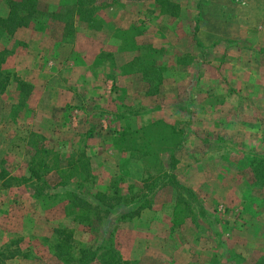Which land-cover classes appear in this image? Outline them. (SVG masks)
<instances>
[{
    "label": "rangeland",
    "instance_id": "374dc122",
    "mask_svg": "<svg viewBox=\"0 0 264 264\" xmlns=\"http://www.w3.org/2000/svg\"><path fill=\"white\" fill-rule=\"evenodd\" d=\"M59 1L51 8L37 0L36 13L25 20L24 26L32 25L25 27L27 42L0 22V264H62L53 248L55 239L66 234L72 249L105 244L126 264H252L264 252V182L255 173L264 163V131L254 134L259 136L253 152L232 140L202 134L195 155L183 144L188 131L184 112L173 134L149 121L142 132L153 138L141 150L147 155L127 157L108 140L90 152L88 130L75 138L77 132L60 124L59 116L58 135L46 134L50 125L43 122V114L49 93L31 104L33 83L60 87L65 85L64 73L46 80L43 72L31 73V65L33 57L50 55L45 36L69 41L82 32L119 41L105 43L102 50H112L117 63L129 55L134 67L139 58L156 59L148 71L161 79L162 70L170 69L175 58L181 66L188 61L182 52L188 42H180L179 48V39H190V45L199 39L203 51L210 41L207 30L236 39L245 48L264 43V0H62L66 7L57 8ZM155 39L163 45L158 51L151 47ZM55 46L51 55L59 50L66 54L70 47ZM257 52L264 57L263 46ZM119 103L113 106L114 122L143 109ZM81 151L89 162L86 179L80 169ZM28 166L38 169L39 179L29 176ZM111 186L116 193L109 191ZM136 201L147 205L140 211L155 213L143 223L155 235L163 230L165 246L161 254L141 253L128 260L131 241L132 248L141 241L118 239L117 234L142 220L140 212L121 219L118 215L121 209L133 211ZM104 257L101 252L89 264H102Z\"/></svg>",
    "mask_w": 264,
    "mask_h": 264
},
{
    "label": "crops",
    "instance_id": "0c3cea01",
    "mask_svg": "<svg viewBox=\"0 0 264 264\" xmlns=\"http://www.w3.org/2000/svg\"><path fill=\"white\" fill-rule=\"evenodd\" d=\"M43 1L47 7L52 6L51 8L58 2ZM64 1H59V4H66L62 3ZM7 9L5 0H0V18L6 16ZM27 26L17 27L12 32L13 36L27 42L26 39L23 40V35L29 34V28H25ZM250 28L253 29L254 26L251 25ZM199 31L200 28L197 33ZM206 32L205 36H210V41L204 44L208 46L205 51L197 46L203 45L199 39H193L195 44L191 45L190 39L178 40L179 48L180 42H188V48L182 49L187 54V66H181L175 58L170 69L162 70L157 86L153 85L155 80L143 79L142 72L131 67L132 55L117 63L112 50L102 52L105 43H117L114 37L102 38L76 32L67 41L45 36L44 43L51 45L50 55L44 54L41 61L38 57H33L35 63L31 65V73L43 72L46 80L48 77L53 79L55 74L65 75L61 78L65 85L60 87L49 82V86L33 83L31 104L36 105L43 93H49V107L43 114V122L50 125L46 134L50 137L58 135L55 125L59 116L60 124L67 123L70 130L77 132L73 134L75 138L88 130L89 145L92 146L90 152H93L107 140L110 145L115 132L124 123L131 129L154 120L175 125L186 112L188 131L184 135L183 144L192 154L198 153L203 135L219 136L223 140L234 141L236 146L251 152L256 151L254 139L259 135L254 134L264 131V57L257 49L261 46L264 48V43H259V46L254 43L245 48L236 39L224 38L213 31L211 34L208 30ZM32 35L31 40H35ZM53 45L57 49L66 48L68 45L71 48H67L66 54L59 50L52 53V56ZM160 46L163 45L155 39L151 47L158 51ZM47 58L51 60L46 61ZM42 62L43 66L40 67L38 63ZM117 101L123 108L130 109L139 105L143 109L139 112H127L114 122L116 112H113V106ZM244 140L247 144L241 143ZM153 214L155 213L145 209L140 211L138 219L142 223L147 222L146 216L150 218ZM141 222L137 225L133 221L126 232L117 234L118 239L127 236L141 241V244L136 243L133 248L131 241L130 255L125 259H135L141 253H163V230L155 235L148 232L146 225Z\"/></svg>",
    "mask_w": 264,
    "mask_h": 264
},
{
    "label": "trees",
    "instance_id": "16d2710c",
    "mask_svg": "<svg viewBox=\"0 0 264 264\" xmlns=\"http://www.w3.org/2000/svg\"><path fill=\"white\" fill-rule=\"evenodd\" d=\"M76 1L77 0H74L75 3ZM5 3L7 4V8H8L7 13L4 18H0V22L4 24L3 25L4 30L5 29L9 30L8 31L9 33H12V31L15 30L17 27L24 26L26 22L25 21L26 16L27 15L30 16L31 14L36 13L37 11L35 7V5L37 4V0H5ZM63 7H66V5L59 4V6H57V8H63ZM49 14H51V12H49ZM65 40L68 41V39H65ZM135 63L137 67H134L133 62L131 64V67L138 68L142 72L143 79L147 81L149 80L152 81L153 78H156L154 79L155 80L153 84L154 86H157L160 83V78L156 77V73H149L148 71V69L150 68L152 69L151 67L152 62L150 61L140 62V58H139L138 61ZM153 88H156V87H153ZM151 122L161 123L162 127L167 128L170 131L169 134L170 133L173 134L172 132L173 125L167 124L160 120H154ZM150 123H147L136 129H131L127 123H124L120 127V129L117 132H115L113 139H112L113 145L115 144L117 146L122 147L120 149L123 150V153L127 154V157H130L132 154L147 155L146 151L142 152L141 150H143L145 146H149L148 142L151 141L153 138L151 136H149V138L145 135L143 136L142 132L145 129L144 127H146V125ZM141 142L143 143L141 144ZM78 156L80 158H83V161H81L80 163V169L84 173L83 179H86L89 177V174H90L88 173L89 170L87 169L88 164H89L88 157L84 151L83 152L81 151L80 153H78ZM27 169H28L30 177L34 179L40 178L38 169H34L31 166H28ZM255 173L257 177H259L264 182V163L261 165L260 168H258L255 171ZM108 189L109 191H111L112 194L117 192L116 186H111ZM99 195L104 196L105 193H101ZM72 197L80 201L74 195H72ZM71 204H72V201H71ZM135 205L136 206L133 209V211L129 209H121V212L118 215V217L121 219L124 217V215L129 214V213L133 214V217L137 216L140 210H142L144 207L147 206L145 203H140L139 201H136ZM68 238L70 237L68 234H66L64 235L63 238L59 237L55 239L53 254L59 259V261L62 264H89L101 252L103 255H105L104 259L102 260V264H126L127 263L125 261H122L121 259L114 257V253H113L111 246H106L105 244H97L94 247L89 248V247H84L83 245H80L78 247H75L76 249L74 248L75 249L74 250L72 249V245L70 244V241L68 240ZM252 264H264V252L257 255V257L252 262Z\"/></svg>",
    "mask_w": 264,
    "mask_h": 264
}]
</instances>
